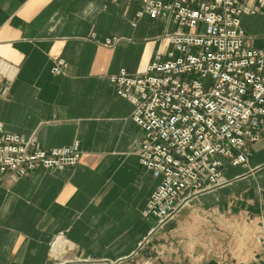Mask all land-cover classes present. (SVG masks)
<instances>
[{
    "label": "crops",
    "instance_id": "1",
    "mask_svg": "<svg viewBox=\"0 0 264 264\" xmlns=\"http://www.w3.org/2000/svg\"><path fill=\"white\" fill-rule=\"evenodd\" d=\"M139 10L127 1L0 0V59L15 68L0 80V122L40 148L82 150L72 167L0 176V264H264V138L246 166L225 169V185L163 228L143 215L159 180L139 164L144 132L133 104L109 81L121 68L144 72L170 48L166 19ZM243 25L264 47V15Z\"/></svg>",
    "mask_w": 264,
    "mask_h": 264
},
{
    "label": "built area",
    "instance_id": "2",
    "mask_svg": "<svg viewBox=\"0 0 264 264\" xmlns=\"http://www.w3.org/2000/svg\"><path fill=\"white\" fill-rule=\"evenodd\" d=\"M106 1L137 2L139 17L167 22L165 53L157 52L140 74L121 68L109 75L144 132L139 164L159 181L143 215L160 229L194 198L225 185V169L246 166L250 146L264 138V47L250 43L243 25L245 16L264 15V0ZM14 75V66L0 59V80ZM81 156L79 143L43 149L34 136L9 132L0 122V176L65 169Z\"/></svg>",
    "mask_w": 264,
    "mask_h": 264
},
{
    "label": "rangeland",
    "instance_id": "3",
    "mask_svg": "<svg viewBox=\"0 0 264 264\" xmlns=\"http://www.w3.org/2000/svg\"><path fill=\"white\" fill-rule=\"evenodd\" d=\"M254 18H248V25H250V26H252V29L253 30H255V28H253V25L256 23L254 20H253ZM254 23V24H253ZM252 31V30H251ZM179 214V213H178ZM177 214V215H178ZM233 233H234V235L237 237V238H245V236L246 235H248V233H247V231L246 230H234L233 231ZM232 236H233V234H232V232H231V234L229 235V239H232ZM234 242V241H233ZM215 248H218V249H221V246H219V247H215Z\"/></svg>",
    "mask_w": 264,
    "mask_h": 264
},
{
    "label": "bare ground",
    "instance_id": "4",
    "mask_svg": "<svg viewBox=\"0 0 264 264\" xmlns=\"http://www.w3.org/2000/svg\"><path fill=\"white\" fill-rule=\"evenodd\" d=\"M190 203V202H189ZM189 205V204H188Z\"/></svg>",
    "mask_w": 264,
    "mask_h": 264
}]
</instances>
